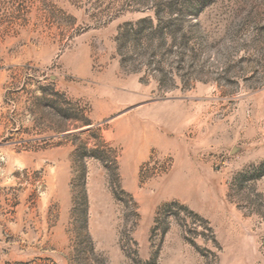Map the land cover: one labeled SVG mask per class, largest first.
Instances as JSON below:
<instances>
[{"label":"rangeland","instance_id":"obj_1","mask_svg":"<svg viewBox=\"0 0 264 264\" xmlns=\"http://www.w3.org/2000/svg\"><path fill=\"white\" fill-rule=\"evenodd\" d=\"M0 264H264V0H0Z\"/></svg>","mask_w":264,"mask_h":264}]
</instances>
